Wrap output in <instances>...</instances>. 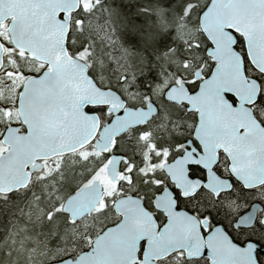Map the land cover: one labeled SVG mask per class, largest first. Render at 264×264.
Returning <instances> with one entry per match:
<instances>
[{
  "label": "snow or ice",
  "instance_id": "obj_1",
  "mask_svg": "<svg viewBox=\"0 0 264 264\" xmlns=\"http://www.w3.org/2000/svg\"><path fill=\"white\" fill-rule=\"evenodd\" d=\"M17 213L0 264H264V0H0Z\"/></svg>",
  "mask_w": 264,
  "mask_h": 264
},
{
  "label": "trees",
  "instance_id": "obj_2",
  "mask_svg": "<svg viewBox=\"0 0 264 264\" xmlns=\"http://www.w3.org/2000/svg\"><path fill=\"white\" fill-rule=\"evenodd\" d=\"M115 3L117 5H119L120 3L126 4V5H134L137 2H135V0H115ZM122 11H123V14H125V15L129 14L127 11H124V10H122ZM9 221H10L9 215H7V214L0 215V226H2V227H0V236L3 233V229H6L8 227L7 224Z\"/></svg>",
  "mask_w": 264,
  "mask_h": 264
},
{
  "label": "rangeland",
  "instance_id": "obj_3",
  "mask_svg": "<svg viewBox=\"0 0 264 264\" xmlns=\"http://www.w3.org/2000/svg\"><path fill=\"white\" fill-rule=\"evenodd\" d=\"M135 2H138V0H137V1L135 0ZM18 218H19V214H18V213L16 214L15 217H10V216H9L10 221L8 222V224H7L8 227H7L6 229H7V230H11L12 225L15 223V220L18 219ZM2 235H6V232L3 231ZM2 235H1V236H2Z\"/></svg>",
  "mask_w": 264,
  "mask_h": 264
}]
</instances>
